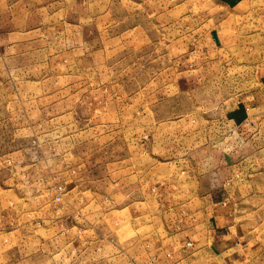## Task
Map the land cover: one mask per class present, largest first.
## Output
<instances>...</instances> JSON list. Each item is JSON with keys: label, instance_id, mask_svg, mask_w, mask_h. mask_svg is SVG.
I'll list each match as a JSON object with an SVG mask.
<instances>
[{"label": "rangeland", "instance_id": "obj_1", "mask_svg": "<svg viewBox=\"0 0 264 264\" xmlns=\"http://www.w3.org/2000/svg\"><path fill=\"white\" fill-rule=\"evenodd\" d=\"M248 3L0 0V225L12 224L0 232V264H77L88 254L56 247L69 228L46 203L53 199L81 197L65 204L78 214H67L64 227L86 245L83 213L103 210L104 200L112 229L133 234L121 207L138 182L155 191L154 180H175L176 200L196 195L184 155L177 172L162 166L171 155L160 135H172V120L186 114L220 113L218 102L228 112L241 90L264 83V0ZM213 28L221 32L215 47L206 41ZM183 121L175 124L184 134ZM168 205L149 212L163 215Z\"/></svg>", "mask_w": 264, "mask_h": 264}, {"label": "crops", "instance_id": "obj_2", "mask_svg": "<svg viewBox=\"0 0 264 264\" xmlns=\"http://www.w3.org/2000/svg\"><path fill=\"white\" fill-rule=\"evenodd\" d=\"M248 5L250 8L251 0ZM206 38L211 47L217 46L220 28L211 29ZM259 81L260 87L241 90L231 100L228 112L226 105L218 102L220 113L186 114L185 121L172 120V135H160L167 144L162 150L171 155L160 160L165 163L162 166L177 172L178 156L184 155L190 172L186 183H193L190 187L192 191L196 188L195 196L188 197L186 191L184 201L176 200L175 180L165 185H156L158 180H154L155 191L144 189L137 181V193L130 199L126 196L121 207V217L132 220L133 234L112 229V201L104 200L103 210L92 207L82 212L89 219L86 245L73 226L64 227L67 214H78L81 197L67 196L62 202L53 199L46 203L58 209L56 220L61 221L63 230L72 228V234L60 232L63 240L57 242L58 250L87 251L76 257L77 264H264V83ZM178 120L185 123L184 134L177 129ZM199 135L205 139L200 148L193 145ZM182 138L190 141L178 147L174 141ZM89 199L90 203H102L101 196ZM70 202L77 205L65 213V204ZM160 203L169 204L170 211L160 216L149 212ZM178 203L184 210L178 209ZM162 220L165 225L159 234L156 225ZM11 225L8 229L0 225V232L12 231Z\"/></svg>", "mask_w": 264, "mask_h": 264}, {"label": "built area", "instance_id": "obj_3", "mask_svg": "<svg viewBox=\"0 0 264 264\" xmlns=\"http://www.w3.org/2000/svg\"><path fill=\"white\" fill-rule=\"evenodd\" d=\"M58 188H59L60 191H62V189H63L62 188V185H59ZM60 198H61V195L60 194H57L56 199L59 200Z\"/></svg>", "mask_w": 264, "mask_h": 264}]
</instances>
